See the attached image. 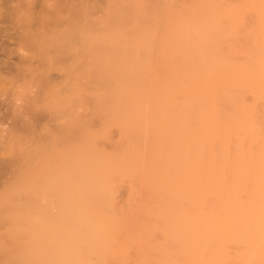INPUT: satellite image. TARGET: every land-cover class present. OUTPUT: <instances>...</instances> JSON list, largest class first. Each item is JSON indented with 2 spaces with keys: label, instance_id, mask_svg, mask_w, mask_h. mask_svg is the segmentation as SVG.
I'll return each instance as SVG.
<instances>
[{
  "label": "bare ground",
  "instance_id": "6f19581e",
  "mask_svg": "<svg viewBox=\"0 0 264 264\" xmlns=\"http://www.w3.org/2000/svg\"><path fill=\"white\" fill-rule=\"evenodd\" d=\"M88 3L76 6L82 21L73 18L37 39L48 62L54 54L73 55L61 68L67 93L52 92L57 105L71 102L72 111L57 134L61 144L23 143L25 165L0 194V221L15 230L26 226L20 229L37 239L40 264H154L148 246L157 239L160 222L153 219L161 205L170 264H226L232 257L264 264V0H178L170 7L106 0L93 19ZM58 14L56 22L63 19ZM78 107L100 117V127ZM113 126L120 138L106 153L98 140ZM140 181L153 189L143 190L146 214H156L144 223L131 210ZM123 183L130 191L120 205ZM211 183L230 191L220 194ZM160 187L186 192L158 193ZM246 188L257 190H250L254 201ZM231 191L243 204H259L245 203L246 210ZM235 241L248 242L245 253Z\"/></svg>",
  "mask_w": 264,
  "mask_h": 264
},
{
  "label": "rangeland",
  "instance_id": "374dc122",
  "mask_svg": "<svg viewBox=\"0 0 264 264\" xmlns=\"http://www.w3.org/2000/svg\"><path fill=\"white\" fill-rule=\"evenodd\" d=\"M85 1L87 3L89 2L88 4L90 5L87 18L93 19V18H99L102 16L103 6L105 5L106 0H89V1L88 0H0V194L2 192L6 191L7 189H9L10 186L14 185L17 182L16 178H18L17 177L18 172H16V171H18V169L23 167V164L25 165V162L23 160L24 158L21 156V153H22L21 149L23 148L24 142L27 141V143L29 142L30 144H32V145L35 144L36 146L41 145V144L44 145L48 142L54 144L53 146H57V145L61 144V142H62V138L60 140H58L57 134H59L60 131L62 130V123L67 118L68 114L71 113L72 104H71V102H62L59 105H57L52 100V98H53L52 92L54 91V88L60 87V88H63L62 89L63 91L60 89L62 95H63V93L64 94L67 93L68 89H67V87L65 89V84H64V81H66L67 75H66L65 71L62 70L61 68L62 67L64 68L65 65H68V63H71L73 55L71 53H67V52L62 53V54H58L57 56H56V54H54V59H52V61L48 62V60H46V58H44L45 57L44 53L42 52L41 47H40L37 39L40 38V35L42 33L44 34V31H46L49 35L50 32L53 33V31H55L57 29H63L64 27H68L71 24V19H73V18H76L79 21H82L84 18L81 15H79L81 13H79V12L77 13V8L81 3L85 2ZM156 1L157 2L159 1L160 3L162 2L161 4L164 3V5H168V6H169V4L170 5L172 4L171 6H173L174 4H176L178 2V0H173V1L172 0H156ZM70 2L72 5H70ZM166 3H168V4H166ZM91 4H93V5H91ZM102 4H104V5H102ZM69 5L73 6V7L71 8ZM74 6H75V8H74ZM76 6H77V8H76ZM55 10L57 12H59V14L60 13H62V14L59 15L58 13H55L56 12ZM89 12H90V14H89ZM56 14H58L61 17L60 19H62V17H63V19L58 20L56 22L55 16L54 17L52 16V15H56ZM50 17H51L52 21H54V20L55 21L52 22L50 20ZM47 18H48V21L45 20ZM77 111H78V114L80 116L86 117L88 119L89 123L91 124V126H93V128L97 129L100 127L101 121H102L100 117H97L95 115L91 116L92 114L88 113L89 111L86 110L84 107H78ZM66 112H67V116H66ZM55 134H56V136H55ZM119 138H120L119 130L117 127L113 126L109 129L108 135L106 137H102L98 140L99 147L104 152L111 153L116 149ZM70 139H71V136H69L68 141H70ZM21 158H23V159H21ZM20 164H21V166H20ZM142 181H144V180L142 179ZM141 183L142 182L140 181L139 184H137L136 192L134 194V198L132 201V207H131L132 209L131 210L133 212V216H134V214L135 215L138 214V218L136 215V219L139 220L141 218L140 219L141 223L147 222V220L149 221V219H151V216H153L152 218H154V217H156V214H157V217L154 218L153 220L155 221V223L157 221L158 225L160 222V225L157 226L158 228L155 230V231H157L156 232L157 234L155 233L156 235H154V236H157L156 241L158 240L159 237H160V240H158L157 242L155 241L156 242V244H155V242L153 240L154 237H153L152 242L150 243L151 246L149 244L148 248H151V252L149 251L150 254L152 253L151 255H154L153 253H155V252L158 255H161L160 261H161V264H163L162 260L164 262H165V260L167 262H169L171 260V256L167 255V254L171 255V253H169L167 250L168 249L167 247L169 246V243H167V242H169V241H167V239H164L166 237H165V233L163 232L162 226H161V224L163 222V219L161 218L163 216H160L162 206L160 205L161 204L160 199H157V201L155 203L158 206L160 205L161 208L159 207L160 209L157 208V210H155L157 212L155 215H153L150 212L151 216L148 218V216H147L148 213L146 214V211H145L147 207L143 205L144 203L146 205V203L148 202V199H147L148 196L144 195L146 193L148 186H147L146 182L145 183L143 182L145 185V189H144V185H142L143 183L142 184ZM211 184L212 185H208L210 188H213L214 186H216V183L215 184L211 183ZM142 186H143V188H142ZM211 186H213V187H211ZM209 187H207L208 190H210ZM220 187L222 188L221 190L219 188V185H218V187H214V189L217 188V191L219 190L220 194L222 192L224 193V191H226V189L228 190L227 192L230 191L229 190L230 187H226V188L224 187L225 190L223 189L222 186H220ZM149 188H150V190L152 189L150 186H149ZM195 188H198V187H195ZM243 188H245V187H243ZM157 189H154V190L156 191ZM167 189L160 187L158 190L159 192L158 191H156V192L165 193V194L171 192L170 194L173 193V194H178V195H181L182 193L186 192V191H184V192L180 191L181 189H177V188H173V189H175V191H173V189L171 187L170 188L167 187ZM194 189L191 188V191L192 190L194 191ZM232 189H233V187H232ZM236 189L237 188H235V190ZM252 189H255V188H252ZM252 189L246 188V192L250 193V190H252ZM143 190L145 191V193L143 192ZM182 190H184V189H182ZM238 190H239V188H238ZM240 190L243 191L242 187L240 188ZM255 190H253V191H255ZM129 191H130L129 184L123 183L121 185L119 191L117 192V195H116V200L120 205H124L125 203H127ZM148 191L149 190H147L146 194L149 195L153 191V189L150 191V193ZM215 191H212V192L215 193ZM217 191H216V193H217ZM233 191H231V192L233 193ZM253 191H251V192H253ZM262 191H263V189H262ZM189 192H190V190H189ZM200 192L206 193L210 197L214 195L213 193H212L213 195L210 193L208 194V191L202 192V189L200 190ZM238 192L235 191L233 194L235 195L237 193L236 194V196H237ZM256 192H257V190L254 192V194ZM258 192H261V189ZM191 193H196V192L194 191ZM243 193H244V191H243ZM248 193H246V194H248ZM142 194L144 196H142ZM231 194H229V196ZM233 194L231 196H233ZM241 194H242V192L240 193V195ZM251 194L252 193L249 194L250 195L249 197H252V200H253L254 194H252V195ZM223 195H227V194H223ZM256 195H255V199H256ZM145 196H146V198H145ZM216 196H219V195H216ZM247 196L245 195V197L248 198V200H249V197H247ZM143 197L147 201L143 200L144 199ZM235 197H234V199H235ZM237 198L239 199V201L241 200V198H239L238 196H237ZM237 198H236V200H237ZM242 200H243V198H242ZM257 200H259V198ZM253 201L251 203L252 204V206H251V204L249 205L251 200L247 201V199H244V204L242 201L238 202V200H237L238 203L242 204V208L244 205L245 209H246L245 205L247 203H248L247 205H249L251 207H253L254 204L257 203V202H254V204H253ZM158 202H159V204H158ZM217 203H220V200H218ZM233 203H235V202L233 201ZM153 204H152V206H153ZM257 204H259V202ZM215 205H216V203H215ZM229 205H230V203H229ZM238 205L236 204L234 207L236 209H238L237 208ZM139 206H141V208L145 207L143 209L145 212H143V210L140 209ZM148 206H149V203H148ZM158 206H153L152 209L154 207L156 208ZM217 206H218V204H217ZM232 206L230 205V207H232ZM262 206L263 205L261 204V206L258 207V209L261 210ZM222 207L223 206H220V208H222ZM220 208L218 206L219 211L222 210ZM235 208L234 209L231 208V209L235 210ZM239 208L241 209V206ZM247 208L249 210L248 206H247ZM213 209L216 210L217 208L216 209L213 208ZM252 209H254V208H252ZM141 211L143 212V214L145 213L146 215L144 214L145 216H143ZM219 211H217V213ZM235 211H237V210H235ZM243 211L248 214V212L245 210H241L240 213H238V214H241ZM250 211L252 212V210H250ZM254 211H256V210L254 209ZM147 212H149V211H147ZM217 213L215 214V216L217 215ZM253 213H255V212H253ZM218 214H220V213H218ZM141 215L143 217H145V220H142V217H140ZM250 215H251V213H250ZM158 216H159V218H158ZM159 219H161V221ZM8 222L9 221H0V234H1L0 237H2V238H0V264H13V263L14 264H32V263L33 264H40L39 263L40 261L38 259H40V255H41L42 251L40 249L39 243L37 245V246H39V248L36 246V243H34L35 245L33 244V240L36 238H34L33 240H30L29 238H25L26 237V235H25L26 229L25 230L20 229V228H23V226H25L24 224H22V226L20 225L18 227L19 230L17 228H16L17 230H15V228H13L11 226L12 225L11 222H9V223ZM215 222H216V220H215ZM210 226H212L211 227V229H212L213 224H211ZM214 226H215L214 229H216V227H217L216 224H214ZM9 227H11V228H9ZM11 229H12V231H11ZM160 234H161V236H160ZM27 236H28V234H27ZM239 241H241V240H239ZM239 241H235L236 242L235 244L237 247L239 244H241ZM27 242H29V243H27ZM159 242H160V244L163 243V244H166V245L168 244V245L167 246L165 245V247H166L165 248L163 244L160 246ZM152 243H153V245H152ZM245 243H248V242H244V244L242 242V245L244 248H245V246H248ZM27 244H28V246L30 245V247H27ZM31 244H33V245H31ZM158 244H159V246H158ZM235 244L233 243V245H235ZM230 245H229V247L233 246V245H231V246ZM32 246H33V248H32ZM34 246H36V247H34ZM160 247L165 248V249L163 250ZM229 247H228V249H230ZM241 247L239 245L238 248H241ZM243 247L241 248V250H243V252L245 253V251L248 248L246 247V249L244 250ZM249 247H250V245H249ZM28 248L30 250H28ZM155 248H158V250L155 251L156 250ZM250 248H253V247H250ZM34 250H36L35 251L36 253L34 252L35 254H33ZM232 250H231V252L229 251V253H232ZM159 252H163L164 257L162 256L163 253L159 254ZM238 252L240 253L239 249H238ZM156 253H155L156 256H154L155 257L154 260L156 258L157 259L159 258V256H157ZM234 253H235V251H234ZM236 253H237V251H236ZM244 253H242V256ZM165 255L168 256L167 259L165 258ZM230 256H234L233 253ZM237 256L238 255L235 256L236 259H237ZM239 256L241 257V254ZM169 257H170V260H169ZM157 259L155 260L156 263H154V264H159V261H157ZM227 259H228V257H227ZM232 259H233V257H232ZM232 259L229 258V261H231V262H227L226 264H243V262L247 261V259L244 260L242 258L241 260H244V261L238 262L239 259L238 260L235 259L236 260V262H235V261H232ZM34 260L36 263L34 262ZM167 262L164 264H170V262L169 263H167ZM151 264H153V263L151 262Z\"/></svg>",
  "mask_w": 264,
  "mask_h": 264
}]
</instances>
